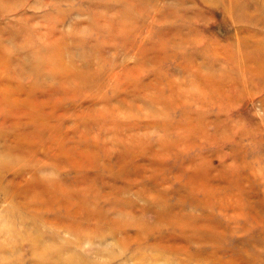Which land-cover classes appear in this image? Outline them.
<instances>
[{"label": "rangeland", "instance_id": "obj_1", "mask_svg": "<svg viewBox=\"0 0 264 264\" xmlns=\"http://www.w3.org/2000/svg\"><path fill=\"white\" fill-rule=\"evenodd\" d=\"M0 264H264V0H0Z\"/></svg>", "mask_w": 264, "mask_h": 264}]
</instances>
